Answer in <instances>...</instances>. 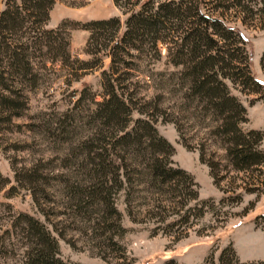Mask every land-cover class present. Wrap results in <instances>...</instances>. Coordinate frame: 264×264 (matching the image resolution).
<instances>
[{
    "label": "rangeland",
    "instance_id": "1",
    "mask_svg": "<svg viewBox=\"0 0 264 264\" xmlns=\"http://www.w3.org/2000/svg\"><path fill=\"white\" fill-rule=\"evenodd\" d=\"M198 1L203 13L244 39L250 74L260 86L253 91L251 82L242 85L232 71L230 79L220 80L245 109L239 128L264 133V0ZM4 3L0 0V11ZM110 16H118L122 30L125 15L111 0H57L42 28L66 22L69 65L47 61L46 48L38 52V25L32 20L19 32V42L27 44L35 81L11 74L9 60L1 59L6 73L0 94L11 102L4 105L0 98V264H22L34 247L29 220L56 241L55 258L63 264H164L170 259L217 264L226 247L239 264H264V167L232 169L217 131L219 116L191 94L186 70L166 60L163 45H158L159 61H150L145 45L138 53L142 59H131L130 69H122L120 77L126 79L120 86L133 96L129 119L153 123L173 149L172 166L192 177L198 201L210 200L213 206L206 204L198 217L193 210L186 213L177 192L152 188L144 171L148 155L135 148L109 144L101 159L94 158L91 148L102 140L109 143L95 115L103 93L101 71L109 59L104 51L85 53L88 32L79 26ZM80 62L97 65L80 69ZM259 149L264 152V138ZM93 164L107 166L110 178L100 197L90 195L99 187Z\"/></svg>",
    "mask_w": 264,
    "mask_h": 264
},
{
    "label": "trees",
    "instance_id": "2",
    "mask_svg": "<svg viewBox=\"0 0 264 264\" xmlns=\"http://www.w3.org/2000/svg\"><path fill=\"white\" fill-rule=\"evenodd\" d=\"M56 1L5 0L4 9L0 11V62L3 58L9 60L11 74L26 81H35V74L25 53L27 44L19 42L23 36L20 35L21 29L30 20L38 25V52L46 48L51 53L47 61L69 65L70 55L64 29L66 22L60 23L55 29L42 28ZM232 1L239 3L241 0ZM111 3L125 15L122 30L118 16L91 20L80 26L76 24L88 32L85 53L96 55L104 51L105 57L109 59L107 69L101 71L103 93L101 100L96 102L95 111L109 134V143L102 140L100 146L91 148L94 158L101 159L100 151L106 152L109 144L122 150L135 148L141 151L143 157L148 155V159L144 158L143 161L146 162L144 171L150 186L154 189L166 186L170 192H177L179 203L186 208V213L193 210L201 217L206 204H209L210 209L213 206L211 201H198L196 183L189 174L172 166L170 157L173 149L158 135L153 123L140 118L129 119L128 103L132 102L133 96L132 93L126 94V86H120V82L126 79L120 75L124 73L122 69H130L131 59H142L138 53L144 51L145 45L151 53L150 61H159L161 54L158 45H163L166 60L172 65H182L186 70L184 75L189 79L191 94L206 102L219 116L217 131L223 137L232 169L237 172L251 171L264 167V152L259 149L264 133L258 130L244 132L239 128V123L246 120L245 109L229 94L226 85L220 80L230 79L232 71L233 76L243 79L242 85L251 82L255 87L253 91H257L260 84L250 74L245 41L237 31L203 13L198 0H111ZM18 34L19 37L14 38ZM23 39L27 43L28 38ZM236 54L240 57L237 58ZM80 64L83 65L80 69L97 65ZM260 65L264 68V50ZM5 73L3 69L0 70V85L3 84ZM0 98L4 105L11 102L2 94ZM93 165L98 167L96 175L99 174V187H93L90 195L100 197L103 194L102 186L110 182V178L107 166L99 169V164ZM208 168L213 178L212 167ZM111 180L114 183L116 178ZM191 202L194 203L192 208L188 207ZM29 222L30 234L36 240L22 264H63L55 258L56 241L40 224L32 223L31 220ZM164 264L176 263L170 259ZM217 264L239 263L232 249L226 247L220 252Z\"/></svg>",
    "mask_w": 264,
    "mask_h": 264
}]
</instances>
